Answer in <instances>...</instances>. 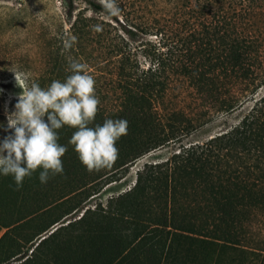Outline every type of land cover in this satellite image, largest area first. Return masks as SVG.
<instances>
[{"label": "trees", "instance_id": "obj_1", "mask_svg": "<svg viewBox=\"0 0 264 264\" xmlns=\"http://www.w3.org/2000/svg\"><path fill=\"white\" fill-rule=\"evenodd\" d=\"M79 1L63 0L65 15L44 26L46 67L34 81L46 87L70 74V59L83 62L101 100L90 126L123 118L128 132L109 168L87 170L69 143L76 129L65 125L58 130L67 145L62 175L41 184L38 169L19 189L0 175V264H163L183 236H197L203 247L262 243L253 230L264 225V0H168L143 23L123 6L122 17H109L94 0L77 12ZM97 23L101 31L93 30ZM141 32L158 42L135 46ZM184 89L211 101V113L253 105L231 129L185 145L204 123L175 106ZM172 144L179 150L146 163L134 187L107 207L60 225L104 183Z\"/></svg>", "mask_w": 264, "mask_h": 264}, {"label": "rangeland", "instance_id": "obj_2", "mask_svg": "<svg viewBox=\"0 0 264 264\" xmlns=\"http://www.w3.org/2000/svg\"><path fill=\"white\" fill-rule=\"evenodd\" d=\"M94 1L103 3V0ZM118 3L131 10L136 22L143 23L151 22L156 17L157 11L167 5L168 0H118ZM76 7L78 12L80 9L87 8L88 5L85 0H80ZM65 13L66 7L63 0H0V89H3V94L0 95V123L5 126L7 124L5 108L7 107L9 111L14 110L15 96L22 91L17 86L15 74L12 71L24 73L31 80L39 78L46 67L40 42L43 28L48 26L47 23L57 19V15H65ZM88 15H91V11L88 12ZM119 17L122 16L119 15ZM147 42L155 44L158 39L155 35H146L141 32L135 39L134 45L138 46ZM144 47L140 48L144 49ZM139 52L141 64L147 68L150 60L144 57L145 52ZM262 94H264V88L259 92V95ZM174 103L190 118L197 120V123L198 121L204 123L197 131L183 140L185 145L204 142L214 135L231 129L241 122L253 105L250 102L233 113H211L212 102L204 101L198 95H194L190 89H184L182 97H175ZM5 135L7 133L0 129V138ZM179 145L172 144L139 159L128 171L117 175L114 179L116 181L104 183L99 194L92 196L77 211L65 217L60 225H66L71 220L79 218L88 208L94 209L98 205L107 207L112 198L134 187L138 171L146 163L167 159L179 150ZM253 233L263 242L258 245L255 242L242 243L239 246L212 243L203 247L201 243L197 242V236L187 239H185L186 236H183L180 241L178 239L175 242L174 247L170 250V255L163 264H264V225H256ZM28 247L32 248L31 245ZM31 252L32 250L29 251V253ZM20 263L13 261L12 264Z\"/></svg>", "mask_w": 264, "mask_h": 264}, {"label": "clouds", "instance_id": "obj_3", "mask_svg": "<svg viewBox=\"0 0 264 264\" xmlns=\"http://www.w3.org/2000/svg\"><path fill=\"white\" fill-rule=\"evenodd\" d=\"M103 8L109 17L122 12L118 0H103ZM92 28L101 31L102 25L97 23ZM74 41V36L67 37L64 48H72ZM69 70L63 80H53L46 87L24 73L12 71L22 91L15 96L14 110L5 108L6 126L0 123V129L7 133L0 138V175L12 176L17 189L38 169L41 184L64 173L62 157L67 145L59 143L58 130L65 125L76 129L69 143L87 170L109 168L118 159L117 142L127 134L129 122L107 118L102 124L90 126L101 104L96 81L77 59L69 60Z\"/></svg>", "mask_w": 264, "mask_h": 264}]
</instances>
